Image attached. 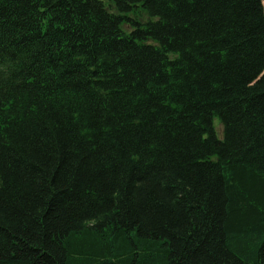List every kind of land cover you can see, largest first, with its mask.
<instances>
[{"label": "trees", "instance_id": "obj_1", "mask_svg": "<svg viewBox=\"0 0 264 264\" xmlns=\"http://www.w3.org/2000/svg\"><path fill=\"white\" fill-rule=\"evenodd\" d=\"M0 264H264V0H0Z\"/></svg>", "mask_w": 264, "mask_h": 264}, {"label": "rangeland", "instance_id": "obj_2", "mask_svg": "<svg viewBox=\"0 0 264 264\" xmlns=\"http://www.w3.org/2000/svg\"><path fill=\"white\" fill-rule=\"evenodd\" d=\"M215 123L218 126V119L215 120ZM218 130L220 131V127L218 128Z\"/></svg>", "mask_w": 264, "mask_h": 264}]
</instances>
